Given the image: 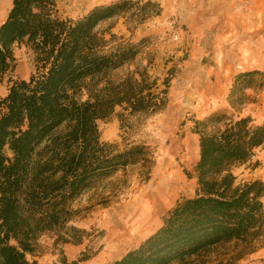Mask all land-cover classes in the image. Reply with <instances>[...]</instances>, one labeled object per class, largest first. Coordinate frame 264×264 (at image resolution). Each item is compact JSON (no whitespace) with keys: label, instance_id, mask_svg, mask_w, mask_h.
<instances>
[{"label":"trees","instance_id":"1","mask_svg":"<svg viewBox=\"0 0 264 264\" xmlns=\"http://www.w3.org/2000/svg\"><path fill=\"white\" fill-rule=\"evenodd\" d=\"M162 10L155 0H115L72 19L61 16L57 0H12L0 25V76L12 74L22 44L32 49L36 70L29 78L11 75L0 99V264H39L27 254L46 232L83 242L76 203L133 167L149 173L153 149L102 141L98 120L117 113L128 127L133 116L164 111L171 79L160 83L147 68L116 76L144 52L148 37L136 42L99 26L126 17L136 28ZM263 75L253 69L235 76L233 106ZM194 122L196 195L179 200L156 231L110 264H202L215 247L235 243L243 254L264 240V181L237 184L232 171L264 146V120L217 112Z\"/></svg>","mask_w":264,"mask_h":264},{"label":"rangeland","instance_id":"2","mask_svg":"<svg viewBox=\"0 0 264 264\" xmlns=\"http://www.w3.org/2000/svg\"><path fill=\"white\" fill-rule=\"evenodd\" d=\"M113 1L57 0V4L63 18L76 19L96 5ZM155 1L162 5V13L136 28L126 17L99 26L101 31L109 27L118 36L136 42L148 37L144 52L116 76L147 68L160 83L166 77L171 79L164 111L133 116L128 127H122L117 113L98 120L102 141L149 145L155 153L151 169L147 173L133 167L114 177L112 184L85 194L76 203L81 218L75 222L87 230L83 242L64 243L57 240L58 233L46 232L36 241L35 252L27 254L29 260L39 264H110L156 231L179 200L196 195L200 134L195 131V120L217 112L234 119L251 116L255 123L264 120V75L255 80V88L246 89L244 102L236 107L231 102L238 73L264 72V0ZM0 7L8 14L12 0H0ZM15 55L12 74L0 76V99L8 93L11 75L29 78L36 70L34 53L26 44L16 46ZM232 171L237 184L264 181V146L251 162ZM113 188H117L116 194ZM242 252L235 243L224 244L198 262L216 264L241 256L235 264H264V240Z\"/></svg>","mask_w":264,"mask_h":264},{"label":"bare ground","instance_id":"3","mask_svg":"<svg viewBox=\"0 0 264 264\" xmlns=\"http://www.w3.org/2000/svg\"><path fill=\"white\" fill-rule=\"evenodd\" d=\"M6 16H7V12L4 11L3 7H0V25H1V23H3Z\"/></svg>","mask_w":264,"mask_h":264},{"label":"crops","instance_id":"4","mask_svg":"<svg viewBox=\"0 0 264 264\" xmlns=\"http://www.w3.org/2000/svg\"><path fill=\"white\" fill-rule=\"evenodd\" d=\"M143 229V228H142Z\"/></svg>","mask_w":264,"mask_h":264}]
</instances>
